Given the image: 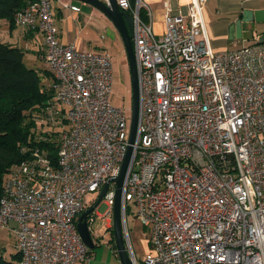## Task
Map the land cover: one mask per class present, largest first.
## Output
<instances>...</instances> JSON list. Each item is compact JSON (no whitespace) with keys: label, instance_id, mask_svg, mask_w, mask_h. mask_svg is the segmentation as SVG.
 <instances>
[{"label":"built area","instance_id":"1","mask_svg":"<svg viewBox=\"0 0 264 264\" xmlns=\"http://www.w3.org/2000/svg\"><path fill=\"white\" fill-rule=\"evenodd\" d=\"M206 1L188 0L186 14H171L165 1L157 35L140 13L148 9L142 0H116L133 18L138 82L136 137L120 203L133 264L127 202L147 229L151 249L143 264H264V42L215 51ZM52 3L26 0L13 23L42 34L53 97L28 118L33 141L53 143L55 154L44 144L20 146L25 158L2 180L0 228L13 231L18 264H89L92 250L77 218L89 207L85 196L97 198L119 173L130 107L111 103L109 53L59 40ZM115 187L109 181L101 200L107 215Z\"/></svg>","mask_w":264,"mask_h":264},{"label":"crops","instance_id":"2","mask_svg":"<svg viewBox=\"0 0 264 264\" xmlns=\"http://www.w3.org/2000/svg\"><path fill=\"white\" fill-rule=\"evenodd\" d=\"M64 2H70L73 5H77L74 0H63ZM167 2L170 6L171 14H186L187 12V3L188 0H142L147 6L148 9H142L143 19L147 20L151 18V24L154 32L159 35L163 33V17H164V2ZM86 4V3H84ZM89 4H86V6ZM90 6V11L88 13L81 12L79 7L78 12H73L69 8L63 7L60 3L53 2L52 10L56 18V21H60L61 30L58 31V38L63 43L75 42L78 47L85 49H103L100 47V42L94 43L93 46H88L85 39H81L79 36L80 29L75 31L78 24H81V27L84 25H89L92 19H97L104 25V29L109 38L116 43L121 44L122 40L114 28L110 20L107 22L103 20V14L96 8ZM244 9H264V0H207L203 7V17L207 27V32L210 38V44L215 51L224 50V49H235L244 45H249L254 42H258V39L264 35V24H253L247 23L242 25V30L240 37H237V32L234 26L236 19L241 18L242 11ZM148 10V11H147ZM88 14V15H87ZM64 20V24L63 21ZM5 24L8 22L5 19H0ZM80 28V26H79ZM14 32V31H13ZM25 34L23 38L27 40L34 41L35 34L34 31H24ZM14 33L10 31V38ZM239 34V33H238ZM1 41V40H0ZM3 42V41H2ZM13 41H6V43L12 44ZM259 43V42H258ZM263 43V42H261ZM42 44V41H41ZM26 46L28 43L26 42ZM43 47V46H42ZM43 48L39 52V57L43 59ZM44 61V59H43ZM109 221V220H107ZM134 228L136 229L134 234L129 232L130 247L133 251L134 257L142 256L144 257L147 252L150 251V243L147 236H143V229L141 222L134 218ZM128 225V224H127ZM129 230V228H128ZM142 243V244H141ZM127 246V244H125ZM109 250L107 251L110 255V261L105 264H120L118 261L117 252L108 246ZM95 254V252L92 250ZM141 262L142 260L139 259ZM143 262V261H142ZM102 263V262H101Z\"/></svg>","mask_w":264,"mask_h":264},{"label":"rangeland","instance_id":"3","mask_svg":"<svg viewBox=\"0 0 264 264\" xmlns=\"http://www.w3.org/2000/svg\"><path fill=\"white\" fill-rule=\"evenodd\" d=\"M56 2L55 0H52ZM75 3L78 4V7L81 8V12L88 13L90 11V6L84 4L81 1L74 0ZM88 11V12H87ZM88 15V14H87ZM103 20L109 21L106 16H102ZM64 24V20L62 21ZM55 25L58 31L61 30L60 21H56L55 18ZM80 26V28H79ZM80 29L79 36L81 39H85L86 44L88 46H93L94 43L100 42V47H103L104 50L109 53L112 63L113 69V76H112V85H111V94L110 100L113 106L116 107H124L129 109L131 104V85H130V73L128 69V62L126 58V54L122 45L116 43L111 38H109L106 34L104 29V25L98 21L96 18L92 19L89 25H84L81 27V24H78L75 31ZM14 31V32H13ZM25 29L23 27L14 26L12 29L13 36L10 38L9 33V25L0 21V40L3 42L6 41H13L12 45L17 46L22 52V62L27 68H33L42 76L40 81V86L43 88H49L51 84V77L48 78L44 75V71H47L46 64L42 58L39 57V52L41 50L42 44V34L36 33L34 37V41L27 40L23 38L22 34H25ZM103 35L101 37L100 35ZM26 42L28 46H26ZM30 111L27 112L29 115ZM130 116V111H128V117ZM26 120V118H25ZM129 120H127V124ZM4 174L2 176L3 180ZM96 194H87L85 196V203L86 206H90L91 203L95 202ZM108 210V205L103 201H100L96 204L93 212L91 213L93 217V222L90 224L89 229L94 241V248H91L95 252L93 254L92 260L89 264H105L106 262L110 261V255H108L107 251L109 250L108 246H114L112 244V235H111V227H112V214H106ZM126 220L129 228V232L132 236L135 232L134 228V218H135V208L134 204L131 202H127L126 206ZM109 220V221H107ZM143 236H147V229H143L142 231ZM114 238V236H113ZM15 236L13 231L6 228H0V251L2 252V256L9 260L15 254V247H14ZM130 241V240H129ZM115 244V242H114ZM142 244V243H141ZM115 250V249H114ZM116 252V251H115ZM137 264H143L142 261L144 259V253L142 256H136ZM139 259L142 261L140 262ZM119 261V258H118ZM102 262V263H101Z\"/></svg>","mask_w":264,"mask_h":264},{"label":"trees","instance_id":"4","mask_svg":"<svg viewBox=\"0 0 264 264\" xmlns=\"http://www.w3.org/2000/svg\"><path fill=\"white\" fill-rule=\"evenodd\" d=\"M131 2L133 4L134 0ZM25 4L26 0H0V19L8 22L10 31L15 26L14 13ZM140 13L142 15L143 11ZM22 56L23 52L17 46L0 41V194L3 174L11 165L25 158L19 151L22 144H44L55 154L53 143L33 141L31 128L35 124L27 115L34 107L50 100L53 97V89L50 86H40L42 76L33 68H27L22 62ZM43 76L51 77L46 70ZM111 235L116 251L112 227ZM19 259V254L15 252L11 259L6 260L0 251V264H18Z\"/></svg>","mask_w":264,"mask_h":264},{"label":"water","instance_id":"5","mask_svg":"<svg viewBox=\"0 0 264 264\" xmlns=\"http://www.w3.org/2000/svg\"><path fill=\"white\" fill-rule=\"evenodd\" d=\"M83 3L89 4L92 7L99 10L104 16H106L114 28L117 30L122 45L126 54L128 69L130 73V85H131V104H130V121H129V135H128V146L126 149L125 156L120 166V170L117 176L109 179L105 182L94 202L93 205L84 209L78 216L76 222L77 231L83 240V242L89 247L94 248L95 244L92 239L90 229L87 222V216L93 212L96 204L100 202L107 190L109 181H113L115 187V197L112 208V228L113 236L116 247L117 256L120 264H133L130 254L126 248L122 216L120 210L121 203V190L124 181V177L131 159L133 144L136 137V128L138 121V82H137V69L133 52L132 35H133V18L126 12L121 10L116 0H78ZM247 23L264 24V9H244L242 11L241 18H238L234 22V26L237 32V37H240L242 25ZM239 33V34H238ZM258 42H264V35L258 39ZM10 226L14 227L15 224L10 222Z\"/></svg>","mask_w":264,"mask_h":264}]
</instances>
